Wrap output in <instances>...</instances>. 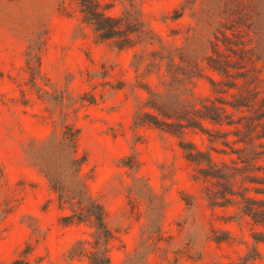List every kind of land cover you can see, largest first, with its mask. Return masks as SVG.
<instances>
[{
  "label": "rangeland",
  "instance_id": "374dc122",
  "mask_svg": "<svg viewBox=\"0 0 264 264\" xmlns=\"http://www.w3.org/2000/svg\"><path fill=\"white\" fill-rule=\"evenodd\" d=\"M101 1L113 15L136 12L152 43L119 49L97 40L76 17L73 0H65V11L62 0H0V264H88L72 257L71 249L89 238L90 228L61 223L63 211L29 155L30 144L47 138L63 117L79 130L83 171L105 211L113 264H244L253 247L252 264H264V243L254 244L253 227L232 220V209L210 206L206 182L178 138L133 123L146 96L137 85L135 53L159 51L162 71L173 56L171 69L180 79L197 56L204 75L196 92L210 95L207 78L220 76L203 58L216 56L217 46L235 61L229 48L238 35L264 42V0ZM263 64L264 58L257 62L262 77ZM251 66L246 58L232 72ZM142 80L163 90L155 73ZM184 139L203 150L209 145L199 131Z\"/></svg>",
  "mask_w": 264,
  "mask_h": 264
},
{
  "label": "trees",
  "instance_id": "16d2710c",
  "mask_svg": "<svg viewBox=\"0 0 264 264\" xmlns=\"http://www.w3.org/2000/svg\"><path fill=\"white\" fill-rule=\"evenodd\" d=\"M73 1L76 17L90 27L97 40L110 41L119 49L152 43L151 30L136 12L132 15L124 10L121 15H113L108 12L110 6L103 5L101 0ZM60 7L66 10L65 0ZM248 42L253 45L248 47ZM223 43L231 47L227 38ZM231 43L235 45L229 48L237 55L235 61L223 55L217 46L216 56L203 58L207 68L220 76L207 78L211 91L207 96L196 92L197 80L204 75L197 56L191 57L192 65L180 79L171 69L175 63L173 56H167V68L162 71L164 56L159 51L143 49L135 53L137 85L146 91V96L136 107L133 123L177 137L185 158L194 164L197 177L206 182L205 194L210 206L232 209V220L238 224L245 221L253 227L250 236L254 244L264 243V94L259 97L261 83L264 90V77L257 67V62L264 58V45L261 46L264 42L244 40L238 35ZM144 52H147V64L141 69ZM256 54L259 56L253 57ZM28 55L30 65L34 56L30 51ZM246 58L252 61L251 69L232 72ZM151 73L156 74L162 91L142 80ZM207 122L218 128L208 129ZM188 131L205 133L208 148L203 150L186 141L184 135ZM78 139V128L63 117L47 138L30 144V159L45 177L50 193L63 211L61 223L90 228L89 238L79 240L71 249V256L86 259L88 264H113L108 252L111 232L103 205L89 192V175L83 171L87 159L79 151ZM213 153L221 157L218 159ZM253 249L255 252L243 259L244 264L253 263L257 253Z\"/></svg>",
  "mask_w": 264,
  "mask_h": 264
}]
</instances>
